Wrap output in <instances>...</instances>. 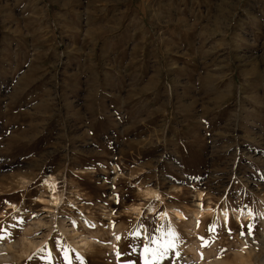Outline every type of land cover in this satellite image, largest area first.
Listing matches in <instances>:
<instances>
[{
	"label": "rangeland",
	"instance_id": "374dc122",
	"mask_svg": "<svg viewBox=\"0 0 264 264\" xmlns=\"http://www.w3.org/2000/svg\"><path fill=\"white\" fill-rule=\"evenodd\" d=\"M0 250L264 264V0H0Z\"/></svg>",
	"mask_w": 264,
	"mask_h": 264
},
{
	"label": "bare ground",
	"instance_id": "6f19581e",
	"mask_svg": "<svg viewBox=\"0 0 264 264\" xmlns=\"http://www.w3.org/2000/svg\"><path fill=\"white\" fill-rule=\"evenodd\" d=\"M43 182H44V184L42 186H43L44 192L47 194V198H48L47 202L49 204H51V206H53V207H59L62 203V196L60 194L59 186L56 182V179L52 175H49L43 180ZM144 193H145V195H148L152 198L161 199V196L157 191L145 190ZM39 201H41L40 198H39L38 202ZM153 210H154V208H151V209L149 208V211L152 212ZM172 226H173V223H172ZM172 231L173 232L175 231L174 227H172ZM80 242H82V243H80ZM80 242H76V244L74 246L76 248L80 249V252L85 253V249L88 246V242L87 241L86 242L80 241ZM110 255H111L110 260L116 262L117 256L115 254H110ZM8 259H9V257L4 256L2 250H0V262H5ZM119 262H120V260H119Z\"/></svg>",
	"mask_w": 264,
	"mask_h": 264
},
{
	"label": "crops",
	"instance_id": "0c3cea01",
	"mask_svg": "<svg viewBox=\"0 0 264 264\" xmlns=\"http://www.w3.org/2000/svg\"><path fill=\"white\" fill-rule=\"evenodd\" d=\"M13 62L18 63V61L13 60ZM26 63H29L28 61Z\"/></svg>",
	"mask_w": 264,
	"mask_h": 264
},
{
	"label": "snow or ice",
	"instance_id": "6c2138e0",
	"mask_svg": "<svg viewBox=\"0 0 264 264\" xmlns=\"http://www.w3.org/2000/svg\"><path fill=\"white\" fill-rule=\"evenodd\" d=\"M145 251H148V249H145Z\"/></svg>",
	"mask_w": 264,
	"mask_h": 264
}]
</instances>
